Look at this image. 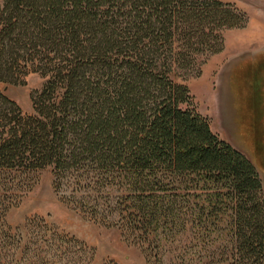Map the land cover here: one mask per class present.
<instances>
[{
	"label": "trees",
	"instance_id": "16d2710c",
	"mask_svg": "<svg viewBox=\"0 0 264 264\" xmlns=\"http://www.w3.org/2000/svg\"><path fill=\"white\" fill-rule=\"evenodd\" d=\"M245 20L221 0H2L0 83L19 59H38L47 79L32 94L31 115L0 92V264L20 254L29 261L65 239L34 231L16 241L6 225L30 173L46 167L62 200L104 221L99 201L84 195L105 193V206L115 189L111 224L147 257L160 247L158 224L176 192L201 191L199 220L223 240L207 249L206 264H264L258 169L211 131L188 86L171 75L173 66L219 52L221 30Z\"/></svg>",
	"mask_w": 264,
	"mask_h": 264
},
{
	"label": "rangeland",
	"instance_id": "374dc122",
	"mask_svg": "<svg viewBox=\"0 0 264 264\" xmlns=\"http://www.w3.org/2000/svg\"><path fill=\"white\" fill-rule=\"evenodd\" d=\"M221 1L243 12L244 25L222 29L223 45L219 52L194 56L186 65L173 66L171 75L188 86L196 110L207 119L211 131L254 161L264 191V82L262 86L253 71L259 62L264 70V57L255 56L264 53V0ZM1 3L2 0L0 6ZM37 65H41L38 59H19L11 80L0 83V92L19 106L22 115L34 113L32 94L47 79ZM28 182V188L19 193L5 216L14 239L20 241L22 237L24 241L34 231L54 237L60 233L65 239L43 246L39 256L36 250L29 261L20 254L12 264H206L207 255L210 256L207 249L223 241L206 230L205 218L199 220L197 213L202 207L195 201L205 199L201 191L194 195L176 192V202L169 207L171 213H165L158 224L156 240H161L160 247L155 250L151 246L148 251L152 254L147 257L141 244L131 241L127 233L124 238L120 225L111 224L118 218L113 212L108 215L106 206L116 194L115 189L110 190L105 206V193L98 198L84 195L86 200L99 201L96 207L106 216L104 221L102 216L90 213L92 209L61 199L53 186L52 167L31 172ZM92 204L97 205L95 201ZM156 252L160 259L154 256ZM222 259L212 264H231Z\"/></svg>",
	"mask_w": 264,
	"mask_h": 264
},
{
	"label": "flooded vegetation",
	"instance_id": "af4514ba",
	"mask_svg": "<svg viewBox=\"0 0 264 264\" xmlns=\"http://www.w3.org/2000/svg\"><path fill=\"white\" fill-rule=\"evenodd\" d=\"M261 57H264V54H263V56H259L258 58L260 59ZM261 66H262V63L261 62H259L258 64H256L255 71L257 72L258 77H260L259 83H261V85L263 86V82H264L263 81V79H264V70H261ZM260 72H261V74H260Z\"/></svg>",
	"mask_w": 264,
	"mask_h": 264
},
{
	"label": "water",
	"instance_id": "95a60500",
	"mask_svg": "<svg viewBox=\"0 0 264 264\" xmlns=\"http://www.w3.org/2000/svg\"><path fill=\"white\" fill-rule=\"evenodd\" d=\"M264 53L263 52H259V53H257L255 56H262ZM253 71H255V68L253 69ZM255 74H256V76H257V73H256V71L254 72ZM254 78V77H253ZM253 153H254V151H253ZM255 154V153H254ZM251 160V159H250ZM252 162H253V164L256 166V168H257V165L254 163V161L253 160H251Z\"/></svg>",
	"mask_w": 264,
	"mask_h": 264
}]
</instances>
